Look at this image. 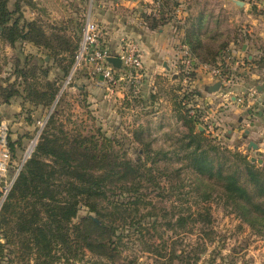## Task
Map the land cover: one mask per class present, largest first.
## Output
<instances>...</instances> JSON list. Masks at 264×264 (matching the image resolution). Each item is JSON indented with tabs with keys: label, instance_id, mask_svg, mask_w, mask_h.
Returning <instances> with one entry per match:
<instances>
[{
	"label": "trees",
	"instance_id": "16d2710c",
	"mask_svg": "<svg viewBox=\"0 0 264 264\" xmlns=\"http://www.w3.org/2000/svg\"><path fill=\"white\" fill-rule=\"evenodd\" d=\"M8 2L9 0H0V34L10 46L14 47L17 41H28L37 47H51L52 41H56L59 46V49L54 51L56 56L61 55L59 50L71 53L74 50L75 53L77 41L70 42L58 33L48 36L37 21L23 19L20 0L14 1L13 9L8 8ZM168 5H173L171 7L175 9L177 1L165 0L166 11H163L160 17L148 16L150 28H156L170 17L172 10L167 8ZM199 27L197 30L194 27L189 28L183 43L186 44L194 65H215L227 44L213 47L209 42H204L200 37ZM253 62L262 66L264 57L253 59ZM18 73L19 78L27 83V73L23 69H19ZM191 75L193 76L194 72ZM46 86L47 91L41 92L32 88L28 89L26 95L32 102L49 107L56 97L59 85L56 80H52L46 82ZM15 96H20V93L12 89L5 95L3 102L8 103ZM194 96L195 92H185L180 95L176 105H173L174 116L184 129L176 138L178 145L173 152L162 148L153 149L152 140L146 141L142 138V134L151 135L149 127H139L132 133V138L138 142L141 137L143 142L141 141L142 147L137 150L138 159L134 161L125 157L126 153L119 156L117 151L108 150L114 141L108 137H102V144L99 146L93 135H77L71 139L56 136L52 130L55 122V114L52 111L40 132L34 150L21 166L1 205L0 230L4 234L5 243H19L23 248L21 255L24 257L33 252V264H47L54 258L53 254L57 248H61L66 262L77 258V251L71 242L79 249H87L112 259L110 256L114 255L120 246L119 235H116L119 223H128L132 227L137 225L135 233L142 234L149 228L145 229L140 220L145 217H158L154 208L143 211L149 203L145 201L142 187L145 182H151L158 187L157 179L165 176V169L156 168L153 174V167L145 165L147 161L155 165L162 156L170 158L171 153L176 157L181 156L186 162L184 166L194 176L191 192L198 193L204 205L194 211L187 207L173 213V221L166 219V215H161L167 228L183 230L187 224L210 223V209L205 203L216 193L223 199L225 208L250 226H259V230H264V170L259 169L245 154L220 145L219 141L215 142L197 129L198 110L194 108L195 115L191 116L188 112L192 107L187 105L194 104ZM15 145L16 143L8 139L12 155H15ZM141 156L143 158L140 160ZM180 169L175 170L176 175ZM205 179L215 181L219 189L205 184ZM81 205L87 208L88 213L77 223H72ZM91 213L97 221L92 219ZM147 222H151V225L155 223H143ZM152 228L155 229V224ZM147 234L149 239L153 238L149 232ZM115 235L118 239L113 241ZM179 240L173 239L169 244V250L165 254H168L170 259L177 257L176 244ZM145 245L147 251L155 256L163 257V249H167L164 241L160 244L152 242ZM4 249V243L0 241V257ZM10 254L8 252V256ZM11 261L12 259L8 258L4 264H11ZM187 264L193 263L187 261Z\"/></svg>",
	"mask_w": 264,
	"mask_h": 264
},
{
	"label": "rangeland",
	"instance_id": "374dc122",
	"mask_svg": "<svg viewBox=\"0 0 264 264\" xmlns=\"http://www.w3.org/2000/svg\"><path fill=\"white\" fill-rule=\"evenodd\" d=\"M14 1L9 0V9H13ZM99 2L100 0H20L19 3L24 16L23 19L37 21L48 36L51 37L53 33H58V35L65 36L70 42H79L86 13L89 10L95 11ZM191 2L188 1L187 7L192 4ZM207 3L202 1L201 5L204 6V9L207 7ZM137 6L139 7L141 4L137 3ZM171 6L173 5H168L167 8L172 11L180 8L178 5L175 9ZM199 7L201 8V6ZM260 12L264 14V10L261 9ZM145 14L146 17L151 16L147 12ZM144 20L148 25L149 20L147 18ZM237 29L236 26L230 27V40L235 37L236 33L239 34L237 38L240 41L244 39L243 32L241 33ZM205 34V41L212 43L213 47H219L224 40L222 37L223 32H219L218 28L207 33L205 31ZM125 36L134 38L130 35ZM135 41L137 40L135 39ZM214 43L219 45H214ZM57 49H59V46L56 41H52L51 47H37L28 41H17L12 47L0 34V121L6 122L8 139L16 143L15 155L10 152L11 158L7 169V178L11 177L16 171L27 145L34 138L36 121L44 118L48 119L52 111L55 114L52 130L60 138L66 136L67 139H71L77 135H93L100 146L102 137H108L114 139L111 148H108V150L117 151L119 156H124L126 153L125 157L133 161L138 159L137 150L142 147L141 141L143 142V139L146 141L152 140L153 149L162 148L168 152H173V149L178 145L176 138L180 136L184 129L180 126V122L174 114L172 116L169 114L168 107L170 106L172 109V105H144L142 95H139L140 86L134 85L128 79L121 81L124 85V91L127 92L124 98H120L123 101L121 105L116 101L115 105H92L95 102L89 99L93 96L89 97L90 93L82 90L84 84H82V80L77 78V75L85 73L84 71H78L69 84L65 83L73 62L74 50L72 53L59 50L61 55L56 56L54 51H57ZM227 49L229 48H226L225 51ZM240 67L237 68L238 70L231 72L228 83L218 91H223V94L227 92L230 95L231 86L239 82L238 80L242 75ZM19 69H23L27 73V83L19 78ZM44 71H46V75H44ZM52 80L57 81L59 89L51 106L47 107L34 103L26 95L28 89L32 88L41 92L47 91L46 82ZM12 89L19 91L20 96L12 97L8 103H4L5 95ZM132 90L135 92L132 93ZM193 92L195 91H191V93ZM127 96L128 98H126ZM222 98V94L218 96V99ZM225 99L230 101L228 95ZM11 102L20 104L19 110L14 112V115L11 114L13 116L18 115V118L14 121L11 117L7 118L5 111L2 109L6 106L5 104ZM107 102L109 103L110 100ZM111 103H114L112 98ZM221 107V105L218 106L217 111L214 109L211 118L205 112L207 109L205 104H200L197 108V114H199L198 127L215 142L219 141L220 145L230 148V150L239 151L251 160L254 158L252 161L256 163V166L264 170V166H261L264 165L262 131L258 132L259 136L254 140L255 142L252 141L256 143V147L247 143L248 138L244 137V129H250L253 126L252 124L246 121L238 123L239 120L235 117L233 124H237V140L229 136L230 142L226 140V130L223 132L222 125L213 126L212 132H206V129L203 128L205 117H207V121H214L218 116L220 118L218 113H220ZM160 110L163 111L161 118L162 112ZM249 110H251V114L246 119H255L257 117L256 110L251 108ZM20 117L26 120L27 127L31 125L29 130L19 125L18 119ZM218 122L222 123L221 120ZM161 124H164L163 130L159 129ZM139 127L144 129L149 127L151 135L142 134L143 139L140 137V141L136 142L133 141L132 133ZM19 129H23L21 135ZM218 135L220 138H218ZM242 139L244 140L241 141ZM179 153L184 154V152ZM180 157H176L171 153L170 158L162 156L155 165H151L152 163L150 164L149 161L145 165V167H153V174L156 168H164L165 176H160L157 179L159 182L158 187L151 182L143 183L145 201L149 203L143 211L154 208L156 216H158L157 218L145 217L140 220L144 228H149L148 231L143 229L142 234L144 236H141V233H135L137 225L132 227L128 223H119L116 235H119L120 246L114 255L110 256L112 259L87 249H79L71 242V245L77 251V258L66 262L61 248H57V251L53 254L54 258L49 260L47 264H187V261L193 264H264V230H259V226H250L246 221L225 208L222 203L223 199L219 198L216 193H213L212 197L205 203L210 209V223L187 224L183 230L166 227L165 220L161 215H166V219L173 221L175 219L173 213H178L180 210L187 209V207L194 211L195 208L204 205V203H201L203 200L200 199L199 194L191 192L192 187H194V176L184 166L186 162ZM142 158L143 156L140 160ZM179 168H181L179 174L176 175L175 170ZM2 184L3 182H0V208L6 198L1 201ZM205 184L216 186L219 189V185L215 181L205 179ZM116 195L114 194L115 197H118ZM87 213V208L81 205L77 216L72 219V223H77ZM90 215L94 217L93 213ZM146 221H155V223H152V225L155 224V229L152 228L151 222L143 223ZM147 232L153 236L152 239H149ZM116 235L112 238L113 241L118 239ZM3 236L4 234L0 230V241L4 243L5 247L1 254L2 257H0V264H4L8 258L12 259L11 264H33V252L28 257H24L21 255L22 246L17 242H14V244L12 242L5 243ZM173 239L180 240L176 244L177 257L170 259V256L165 253L169 250V244ZM162 241L166 242L167 246V249H163V257L155 256L147 251L145 244L152 242L160 244ZM8 252L11 253L9 256Z\"/></svg>",
	"mask_w": 264,
	"mask_h": 264
},
{
	"label": "crops",
	"instance_id": "0c3cea01",
	"mask_svg": "<svg viewBox=\"0 0 264 264\" xmlns=\"http://www.w3.org/2000/svg\"><path fill=\"white\" fill-rule=\"evenodd\" d=\"M145 1L143 7L141 3L138 7V1L135 0H100L93 11L94 18L106 29L107 45L112 51L118 50L120 39L125 35H130L138 41L136 42L141 51L143 63L139 95H142L144 105H172V109L168 107V112L172 116L174 114L173 105H176L180 95L185 93V90L189 92L194 90L196 96L192 100L199 105L205 104L208 117L212 118L214 109L217 111V107L222 106L218 113L220 118L218 116L217 119L222 122L219 126L222 125L223 132L226 130L227 141L230 142L229 136L237 140V124H233L235 117L239 120L238 123L246 121L253 125L250 129H244V137L248 138L247 143L251 145V141L259 136L260 131L264 138V113H261L264 105V88L260 92L257 91L254 97H249L247 94L249 88H256L264 83V63L262 66L252 63L253 59L264 57V14L260 12L261 9L264 10V1L176 0L180 8L170 12V17L156 28H150L144 20L147 18L145 12L148 13V8L145 9V7H149L151 0ZM188 1H192L189 7H187ZM202 1L208 2L205 9L201 5ZM231 26H236L237 30L243 32L242 41L237 38L239 35L237 33L230 40ZM191 27L196 30L200 28V37L204 42H207L205 31L207 33L218 28L219 32H223L222 37L224 38L220 44L226 43L227 48L233 49L240 59L245 61L247 58L244 67H240L243 75L240 76L239 82L231 86L230 95L229 93L223 94V91L211 93L207 91V88L217 81L207 76L202 65L196 66L194 75L191 76L188 84L183 80L180 73L182 45L185 42L187 30ZM214 45L219 44L214 43ZM237 68L239 67L228 69V76H231L233 70H238ZM118 71V79L112 85L91 79L86 73L77 75V78L84 84L82 90L89 92V97L93 96L89 99L95 102L92 105H115V101L121 105L123 101L120 98H124L127 94L121 83L125 81L126 75L121 73V69ZM222 88L220 85L219 90ZM133 92L135 91L132 90ZM221 94L223 98L218 99ZM227 95L230 101H226ZM111 98L114 103H111ZM238 98H242L243 101L238 102ZM108 100H110L109 103ZM5 105L2 109L6 117H11L13 121L16 120L18 115L13 116V113L19 110L20 104L11 102ZM250 108L256 110L257 117L247 120L246 117L251 114ZM161 112L160 118L163 114V111ZM18 121L24 129H30L31 125L27 127L26 120L20 117ZM163 129L164 124H161L160 130ZM198 129L202 131L201 128L198 127ZM22 132L23 129H19L20 135ZM204 135L208 136L206 133Z\"/></svg>",
	"mask_w": 264,
	"mask_h": 264
},
{
	"label": "built area",
	"instance_id": "2783aa9c",
	"mask_svg": "<svg viewBox=\"0 0 264 264\" xmlns=\"http://www.w3.org/2000/svg\"><path fill=\"white\" fill-rule=\"evenodd\" d=\"M135 1L141 3L142 7L143 2H146L145 0ZM164 2L165 0H151L149 7H145V9L148 8V14L152 17L158 18L164 11ZM106 37V29L94 18L93 11L89 10L82 23L80 40L74 53L73 62L65 82L66 84H69L74 75L80 70L84 71L89 78L95 79L98 82L113 84L118 79L117 74L120 69L122 70L121 73L124 74V76L126 75V79H129L134 85L140 84L143 74V63L138 43L134 39L124 36L120 39L118 50L112 51L107 45ZM109 57L119 58L121 67H114L113 64L108 61ZM192 61L193 59L190 56L187 46L183 44L180 73L186 83L191 79V73L195 71L196 66L202 65L207 76L213 80L219 81L222 87H224L230 79L227 74L228 69L244 66L247 63L246 60L240 59L237 54L234 53V50L230 48L223 52L215 65H194ZM185 92L191 93L189 90H185ZM256 93L255 87L250 88L247 92L249 97H254ZM237 101L241 102L243 99L238 98ZM187 105L192 107L188 114L191 116L195 115L194 108H199V104L189 103ZM261 110V113H264V105ZM206 119L207 117L203 119V128L206 129V132H212L213 126L219 125V120L207 121ZM46 120L47 118L36 121L35 136L27 145L22 159L20 160V165L9 178H7V169L11 153L8 146V126L5 121H0V182H3L1 187V201L7 196L21 166L34 150ZM199 125L202 126L201 124ZM218 138H220L219 135Z\"/></svg>",
	"mask_w": 264,
	"mask_h": 264
},
{
	"label": "water",
	"instance_id": "95a60500",
	"mask_svg": "<svg viewBox=\"0 0 264 264\" xmlns=\"http://www.w3.org/2000/svg\"><path fill=\"white\" fill-rule=\"evenodd\" d=\"M108 61L111 62L113 64V66L116 67V68H120L121 67L120 60L117 57H109L108 58ZM219 88H220V82L217 81L213 85H211L210 87H208L207 88V91L211 93V92L218 91ZM263 88H264V83H262L261 85H258L256 87V89H257L258 92H260ZM251 144H253L256 147V143H254V142L251 141ZM252 160H254V158H252ZM258 161H260V160H258ZM90 217H92V216H90ZM92 219L95 220V221H97V219L95 217H92Z\"/></svg>",
	"mask_w": 264,
	"mask_h": 264
}]
</instances>
